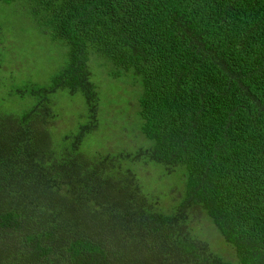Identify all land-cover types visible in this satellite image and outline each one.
<instances>
[{
    "label": "trees",
    "instance_id": "trees-1",
    "mask_svg": "<svg viewBox=\"0 0 264 264\" xmlns=\"http://www.w3.org/2000/svg\"><path fill=\"white\" fill-rule=\"evenodd\" d=\"M19 1L69 51L50 84L15 89L22 112L0 108V264H264V0ZM103 58L139 82L150 145L82 150ZM60 90L87 108L63 146ZM147 162L182 180L169 198L145 191Z\"/></svg>",
    "mask_w": 264,
    "mask_h": 264
},
{
    "label": "rangeland",
    "instance_id": "rangeland-1",
    "mask_svg": "<svg viewBox=\"0 0 264 264\" xmlns=\"http://www.w3.org/2000/svg\"><path fill=\"white\" fill-rule=\"evenodd\" d=\"M68 51L64 40L39 27L22 1L6 3L0 0V108L7 112H22L32 100L20 97L15 89L50 84L53 77L67 65ZM104 60L107 62L105 65L100 59L91 61V71L101 101L107 107L105 111H99V127L85 137L82 150L94 155L98 152L134 151L150 145L152 141L142 131L139 114V82L130 72L112 75L122 71L108 59ZM54 109L57 120L55 126L50 127L51 137L55 144H62L64 135L74 133L79 124L86 120V102L80 93L60 90ZM147 163L150 165L141 170L136 164H131L145 191L150 195L162 193L163 200L169 198L171 190L175 185H181L182 180L175 174L165 177L161 165ZM196 225L202 227L205 236L212 238L217 244L215 246L222 249L225 255L232 254L230 248L220 244L208 220Z\"/></svg>",
    "mask_w": 264,
    "mask_h": 264
}]
</instances>
